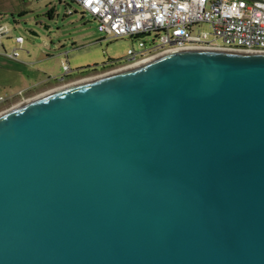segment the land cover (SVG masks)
Instances as JSON below:
<instances>
[{"label": "water", "instance_id": "water-1", "mask_svg": "<svg viewBox=\"0 0 264 264\" xmlns=\"http://www.w3.org/2000/svg\"><path fill=\"white\" fill-rule=\"evenodd\" d=\"M0 264H264V52H164L1 113Z\"/></svg>", "mask_w": 264, "mask_h": 264}, {"label": "rangeland", "instance_id": "rangeland-1", "mask_svg": "<svg viewBox=\"0 0 264 264\" xmlns=\"http://www.w3.org/2000/svg\"><path fill=\"white\" fill-rule=\"evenodd\" d=\"M1 26L5 30L0 35V114L55 91L50 85L59 83L65 63L71 70L67 78L74 79L84 70L101 71L109 62L114 67L98 74L102 76L125 68L128 49H139L137 40L100 32L97 21L83 15L73 0H0ZM202 28L209 30L207 25ZM18 36L23 37L21 44ZM16 48L19 56L13 59L9 54ZM79 80L69 85L84 81Z\"/></svg>", "mask_w": 264, "mask_h": 264}, {"label": "built area", "instance_id": "built-area-1", "mask_svg": "<svg viewBox=\"0 0 264 264\" xmlns=\"http://www.w3.org/2000/svg\"><path fill=\"white\" fill-rule=\"evenodd\" d=\"M98 30L114 39L137 40L133 66L164 52L224 49L264 52V0H73ZM69 13L76 12L69 9ZM207 25L209 30H203ZM5 30L0 27V35ZM21 44L23 37H16ZM16 48L9 57L17 59ZM122 66V67H125ZM65 73L70 67L64 64ZM24 98V97H22Z\"/></svg>", "mask_w": 264, "mask_h": 264}, {"label": "flooded vegetation", "instance_id": "flooded-vegetation-1", "mask_svg": "<svg viewBox=\"0 0 264 264\" xmlns=\"http://www.w3.org/2000/svg\"><path fill=\"white\" fill-rule=\"evenodd\" d=\"M102 67H103V70H101V71H98L96 68L93 69L91 72L88 71V70H84V71H82V75H80L79 77L74 78V79L67 78L70 75L69 74L68 76H66L64 78H61L59 83H56V84H53V85H50V86H54V89H52V90L61 89L62 87L72 83V80H73V82H75V81H78L79 79L80 80H84V79H87V78H90V77H93V76H98V74H101L102 72H104L106 70H109L110 68H113L114 66L109 64V62H108V63H104L102 65Z\"/></svg>", "mask_w": 264, "mask_h": 264}, {"label": "bare ground", "instance_id": "bare-ground-1", "mask_svg": "<svg viewBox=\"0 0 264 264\" xmlns=\"http://www.w3.org/2000/svg\"><path fill=\"white\" fill-rule=\"evenodd\" d=\"M133 66H134V65H133ZM127 67H131V66H125V68H127ZM119 70H120V69H119ZM79 81H80V80H79ZM84 81H85V80H84ZM80 82H81V81H80ZM62 88H63V87H62ZM55 90H56V89H55ZM49 92H50V91H49ZM49 92H48V93H49ZM45 94H46V93H45Z\"/></svg>", "mask_w": 264, "mask_h": 264}, {"label": "trees", "instance_id": "trees-1", "mask_svg": "<svg viewBox=\"0 0 264 264\" xmlns=\"http://www.w3.org/2000/svg\"><path fill=\"white\" fill-rule=\"evenodd\" d=\"M52 12H53V9H51L49 13H52ZM51 15H52V14H51Z\"/></svg>", "mask_w": 264, "mask_h": 264}]
</instances>
